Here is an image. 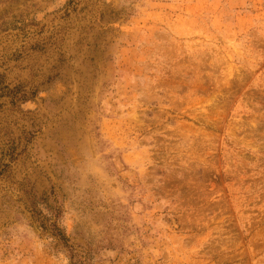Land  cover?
Here are the masks:
<instances>
[{"label": "rangeland", "instance_id": "1", "mask_svg": "<svg viewBox=\"0 0 264 264\" xmlns=\"http://www.w3.org/2000/svg\"><path fill=\"white\" fill-rule=\"evenodd\" d=\"M0 264H264V0H0Z\"/></svg>", "mask_w": 264, "mask_h": 264}]
</instances>
